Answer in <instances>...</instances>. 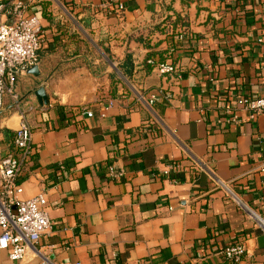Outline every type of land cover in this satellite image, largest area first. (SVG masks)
I'll use <instances>...</instances> for the list:
<instances>
[{
  "label": "crops",
  "instance_id": "crops-1",
  "mask_svg": "<svg viewBox=\"0 0 264 264\" xmlns=\"http://www.w3.org/2000/svg\"><path fill=\"white\" fill-rule=\"evenodd\" d=\"M21 1L44 40L38 76L18 74L17 99L0 111V148L12 149L24 110L35 154L19 199L43 194L52 223L34 248L56 262L225 264L223 248L241 242L244 264H264V235L215 182L264 217V111L250 120L239 100L264 94V0ZM176 14L188 23L179 35H151L175 73H145L147 49L129 35ZM106 48L120 60L132 53L131 79ZM115 75L123 84L112 96ZM40 85L46 105L31 92ZM225 109L239 122L216 127ZM108 164L124 176L110 179ZM41 260L31 247L19 263L0 249V264Z\"/></svg>",
  "mask_w": 264,
  "mask_h": 264
},
{
  "label": "built area",
  "instance_id": "built-area-1",
  "mask_svg": "<svg viewBox=\"0 0 264 264\" xmlns=\"http://www.w3.org/2000/svg\"><path fill=\"white\" fill-rule=\"evenodd\" d=\"M100 7L106 8V5ZM123 8L121 3H117L114 5L113 13L119 14ZM43 40L40 18L28 14L23 1H0V111L6 98L17 99L16 76L28 72L38 64V53ZM157 71L160 75H167L175 71V66L169 62L162 63L157 66ZM154 100L155 96L151 95L147 102L151 105ZM239 100L250 120H254L264 111V94L257 97L240 96ZM27 109L31 111L35 107L28 104ZM87 115L91 116L92 112L87 111ZM19 116L20 124L15 130L12 150L4 151L0 148V249L7 251L9 259L16 263L25 258L27 250L31 247L41 256L40 264H82L78 260L52 261L34 248L41 235L51 229L52 223L48 215L47 200L43 194L25 200L19 199L23 191L20 184L21 172L25 163L31 161L35 154L32 131L25 121L24 110L19 111ZM101 116H105V112H102ZM238 122V114L225 109L215 119L214 125L222 127L236 125ZM262 166L264 170V164ZM180 168L179 164H169L165 173ZM105 170L112 180H120L124 176L123 169L116 168L113 164H108ZM215 182L227 196L237 201L264 235V217L240 203L226 183L219 179H215ZM222 255L230 264H244L246 249L241 242H236L225 246Z\"/></svg>",
  "mask_w": 264,
  "mask_h": 264
},
{
  "label": "trees",
  "instance_id": "trees-1",
  "mask_svg": "<svg viewBox=\"0 0 264 264\" xmlns=\"http://www.w3.org/2000/svg\"><path fill=\"white\" fill-rule=\"evenodd\" d=\"M177 23L179 27L186 28L188 27V23L184 21V18L181 17L179 14H176L174 18L172 16H167L164 21L159 24L153 25L152 28H144V29H136L132 34L129 35V40H134L142 45L145 49H147V53L144 56L141 64L145 71V73L149 74L153 69L157 68L159 64L166 63L169 61L170 64L174 65V60L171 59L170 55L168 54V50H161L155 49L158 46V42L151 43V35L152 32L155 30L158 34H165L166 36H174L179 35V32L175 33V29L177 27ZM170 31V33H168ZM182 36L186 35L185 31L181 32ZM106 56L112 62H116L118 64V69L122 77L126 79H131L133 70L135 68V61L133 58L132 53H126L123 58L120 60L117 57L113 56L110 53L109 49H105ZM39 55V53H38ZM151 61V62H150ZM173 73L167 75H173ZM122 83V79L115 76H110V95L114 96L116 93V86L117 84ZM7 131H5L6 133ZM15 135V132H14ZM14 138V136H13ZM12 138V143H13ZM13 148V144H12ZM12 150V149H11ZM224 257V256H223ZM225 259V258H224ZM225 264H230L226 260Z\"/></svg>",
  "mask_w": 264,
  "mask_h": 264
},
{
  "label": "water",
  "instance_id": "water-1",
  "mask_svg": "<svg viewBox=\"0 0 264 264\" xmlns=\"http://www.w3.org/2000/svg\"><path fill=\"white\" fill-rule=\"evenodd\" d=\"M28 73L38 76V65L33 66L31 69L28 70ZM31 92L34 93L35 97L38 100L39 105H46L47 104V95L45 92L44 85H40L36 89H33Z\"/></svg>",
  "mask_w": 264,
  "mask_h": 264
}]
</instances>
